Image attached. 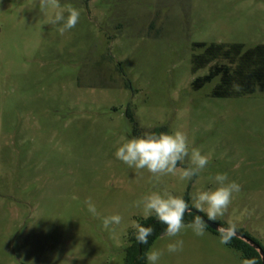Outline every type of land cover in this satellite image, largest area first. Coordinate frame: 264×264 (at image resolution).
<instances>
[{
	"label": "rangeland",
	"instance_id": "374dc122",
	"mask_svg": "<svg viewBox=\"0 0 264 264\" xmlns=\"http://www.w3.org/2000/svg\"><path fill=\"white\" fill-rule=\"evenodd\" d=\"M59 3L0 0V264H125L132 222L148 219L135 201L167 191L207 216L192 197L214 191L222 173L240 190L212 221L264 248V91L211 97L218 79L191 87L208 72L193 70L204 47L264 46V0ZM68 5L80 18L61 34L63 22L50 20L67 17ZM161 127L187 136L175 174L157 180L116 158L125 140ZM192 148L209 163L181 180L179 169L194 167ZM117 214L121 223L105 228ZM204 232L186 225L147 253L162 252L157 264H244L221 235ZM178 239L182 250L168 252Z\"/></svg>",
	"mask_w": 264,
	"mask_h": 264
},
{
	"label": "clouds",
	"instance_id": "9594fccd",
	"mask_svg": "<svg viewBox=\"0 0 264 264\" xmlns=\"http://www.w3.org/2000/svg\"><path fill=\"white\" fill-rule=\"evenodd\" d=\"M40 7L43 9L52 8L60 9L59 0H40ZM68 15L65 17L63 10L56 11L50 23L58 24L63 22V26L59 28L61 34L76 26L80 18V11L71 5L67 6ZM238 90L239 86L234 85ZM123 139V138H122ZM189 155V145L187 136L181 131H176L173 134L160 133L146 134L142 138H133L125 140V142L117 149L115 156L129 167H135L137 170L146 169L157 180L163 175L175 174L177 165ZM191 162L194 167L179 169L181 180H191L195 175H198L201 170L209 163V158L201 154L198 148L191 149ZM215 181L219 185L214 191H201L192 197L195 207L204 211L206 210L209 220H214L218 216H223L231 201L233 192L240 190V186L235 182L226 183L228 180L227 174H217ZM88 211L96 214V207L91 199L86 201ZM134 205L140 207L143 205V216L151 217L153 214L159 222L166 225V231L162 233V237H176L183 228L184 214L189 211L188 203L180 196L159 191H152L149 195L144 196L141 200L135 201ZM122 217L112 215L103 220V226L108 228L110 224H120ZM133 226L136 229L135 239L139 244H147L148 238L153 233L151 226L144 227L139 222L133 221ZM191 227L197 236L205 234L204 229L206 224L199 216L195 217L194 221L187 225ZM236 226L231 224L226 229H221L222 234L227 238L235 233ZM183 241L176 240L167 245V250L170 253L182 250ZM162 256L159 250H152L146 253V258L150 264H157V261ZM19 264V262H17ZM31 264V262H29ZM245 264H252L246 261Z\"/></svg>",
	"mask_w": 264,
	"mask_h": 264
},
{
	"label": "trees",
	"instance_id": "16d2710c",
	"mask_svg": "<svg viewBox=\"0 0 264 264\" xmlns=\"http://www.w3.org/2000/svg\"><path fill=\"white\" fill-rule=\"evenodd\" d=\"M198 46L203 47V45ZM193 63V70L209 66L208 72L205 75L197 77L192 81L191 87L193 89L198 90L206 84L218 79V82L210 92L211 97L251 94L255 92L256 89L264 91V46H258L242 51L240 45H210L204 47L203 52L193 58ZM234 85L239 86L238 90L234 88ZM157 132L158 134L156 135L167 133V129L161 127L157 129ZM136 136L139 135L137 134ZM189 209L194 210L190 206ZM196 212L198 215L209 219L198 211ZM198 215L193 212L185 213L184 224H191ZM138 222L144 227L151 226L153 228V233L148 238L147 244H139L137 242L135 239L136 231L130 233L128 238L129 244L124 249L125 264H147L146 253L149 247L162 232L166 231V225L152 217L145 220H139ZM219 225L222 228H228L224 225ZM205 228L208 227L206 226ZM236 232L254 241L264 252V248L257 241L253 240L243 232ZM214 233L221 235L224 244L240 254L244 264L246 261H250L252 264H261L260 255L247 243L232 236L226 238L220 232Z\"/></svg>",
	"mask_w": 264,
	"mask_h": 264
},
{
	"label": "water",
	"instance_id": "95a60500",
	"mask_svg": "<svg viewBox=\"0 0 264 264\" xmlns=\"http://www.w3.org/2000/svg\"><path fill=\"white\" fill-rule=\"evenodd\" d=\"M188 212H193V213L198 215V213L196 211L191 210V209H189ZM198 216L201 217L203 219L204 223L206 224V226L210 230H212L214 232L222 233L221 229H225V228H222L218 223H216V222H214L212 220H209V219H207V218H205V217H203L201 215H198ZM164 232H162V233H164ZM162 233L160 235H162ZM232 237L238 238V239L242 240L243 242L247 243L249 246H251L260 255L261 264H264V252L262 251V249L254 241H252L251 239L247 238L246 236H244V235H242V234H240V233H238L236 231L232 235Z\"/></svg>",
	"mask_w": 264,
	"mask_h": 264
}]
</instances>
